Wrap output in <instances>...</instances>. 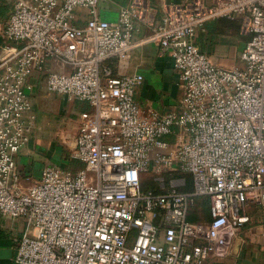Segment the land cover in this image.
<instances>
[{
    "label": "built area",
    "instance_id": "built-area-1",
    "mask_svg": "<svg viewBox=\"0 0 264 264\" xmlns=\"http://www.w3.org/2000/svg\"><path fill=\"white\" fill-rule=\"evenodd\" d=\"M100 0H14L0 48V210L24 217L16 264H214L251 221H264V0H187L161 18L155 36L184 87L182 106L146 111L136 99L144 75L114 73L128 56L143 0L115 20ZM87 10L79 25L78 10ZM240 18L247 35L234 67L215 63L194 37L214 18ZM35 73L47 89L89 108L70 154L82 166L47 163L26 183L16 156L42 128L33 110ZM181 169L143 189L146 173ZM200 196L207 221L189 218Z\"/></svg>",
    "mask_w": 264,
    "mask_h": 264
},
{
    "label": "crops",
    "instance_id": "crops-1",
    "mask_svg": "<svg viewBox=\"0 0 264 264\" xmlns=\"http://www.w3.org/2000/svg\"><path fill=\"white\" fill-rule=\"evenodd\" d=\"M130 1L100 0L99 14L101 17L115 20L121 9L127 6ZM185 1L187 0H143L144 17L138 22V28L133 35V44L128 56L124 59L115 57L112 60L116 74L140 72L144 75L143 83L136 90V99L146 111L155 110L163 113L172 109H180L182 106L184 87L179 72L174 66L170 51L162 48L155 33L162 16L175 4ZM13 3L14 0H0V48L6 41L3 35V27L13 8ZM86 19L87 10L80 8L76 22L79 25H84ZM239 28L244 34L243 40L239 38ZM194 39L200 48L207 51L211 59L218 65L234 67L244 64L240 58V53L247 35L243 32L240 18L219 17L211 19L197 31ZM32 79L34 81V87L31 91L33 110L37 115L38 122L42 125L44 122V126L48 127L44 108L51 103L55 104L63 114L61 123L66 124L64 136L73 134L75 138L81 121L80 112L89 108L88 102L69 100L64 94L48 90L45 73H35ZM45 131L46 128L37 129L34 136L19 150L16 156L18 169L27 173L36 161L34 156L36 152L42 156L45 153L48 154V160L42 161L40 174L30 180L28 184L40 178L42 169L47 163L58 164L62 160L59 148H57L56 153L50 150L52 146L48 138L45 137ZM61 133L63 134V131ZM249 212L252 219L232 242L230 253L224 257L216 258L214 264H264L262 210L259 206L251 204ZM25 226L24 217H12L0 210V264H16L18 238L23 233Z\"/></svg>",
    "mask_w": 264,
    "mask_h": 264
},
{
    "label": "rangeland",
    "instance_id": "rangeland-1",
    "mask_svg": "<svg viewBox=\"0 0 264 264\" xmlns=\"http://www.w3.org/2000/svg\"><path fill=\"white\" fill-rule=\"evenodd\" d=\"M241 29L239 28L238 31H240ZM239 38L241 40L244 39V34L240 31L239 33ZM42 84L44 85V83L42 82ZM45 112V116H47V122L48 124H46L48 127L44 126V122L42 125V128H46L45 131V137L48 138L49 143H51L52 148L50 150H52L53 153H56L57 148H59L60 153L61 154V162H59L58 164L60 165H65L67 167H73V168H78L80 166H82V162L78 159H72L70 157V154L74 148V137L73 134L72 135H66L64 136V132H66V128L65 125L66 124H62L61 123V119H62V115L61 111L59 109V107L55 104H50L47 105L44 108ZM52 122V125H50ZM52 126V127H51ZM39 128V129H42ZM63 131V134L61 133ZM70 132H72L70 130ZM34 136V134H33ZM32 136V137H33ZM52 155V153H51ZM35 156V162L31 165V167L29 168V170L27 171L26 174L29 175L28 180H26V183H28L30 180H32L33 178H35L36 176H38L40 174L41 171V165L43 164L42 161H46L48 160L47 156L48 154L45 153L43 154V156L39 153L36 152L34 154ZM63 156V157H62ZM42 159H41V158ZM44 159V160H43ZM158 177H163L165 183L167 184L168 182H171L172 179H174V183L181 188L182 190H187L189 188H191V174L188 172H185L181 169H175V170H168V171H164L161 174H157L155 172H149L146 173L143 177L144 182L151 184V185H158L160 186V181L158 179ZM168 178L169 181H168ZM201 200L196 199L195 204H194V210H200L198 218L201 221H207V211L206 209H203L201 206Z\"/></svg>",
    "mask_w": 264,
    "mask_h": 264
},
{
    "label": "trees",
    "instance_id": "trees-1",
    "mask_svg": "<svg viewBox=\"0 0 264 264\" xmlns=\"http://www.w3.org/2000/svg\"><path fill=\"white\" fill-rule=\"evenodd\" d=\"M169 179L170 178H168V181H169ZM167 184H169V182ZM190 184H191V188H189L187 190L193 189V177H192V175H191V183ZM142 187L145 190L150 189V188H152V189H154L156 191L162 190L160 188L159 184L156 185V186H154V185H151V184H148V183L144 182V179L142 180ZM197 199L201 200V203H202L201 206H202L203 209H206V211H207V219L209 220V218H210V199H209V197H207V196H200ZM200 210H196V209L194 210V207H193V210H192L189 218L192 219V220H200L198 218V215H199Z\"/></svg>",
    "mask_w": 264,
    "mask_h": 264
}]
</instances>
